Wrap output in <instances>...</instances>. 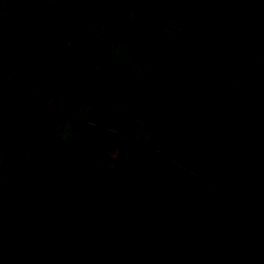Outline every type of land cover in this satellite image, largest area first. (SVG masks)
Segmentation results:
<instances>
[{
    "label": "rangeland",
    "instance_id": "1",
    "mask_svg": "<svg viewBox=\"0 0 264 264\" xmlns=\"http://www.w3.org/2000/svg\"><path fill=\"white\" fill-rule=\"evenodd\" d=\"M185 1L216 14L242 44L256 40V27L264 35V0ZM40 2L57 13L88 77L115 69L136 79L264 168V52L226 55L150 0ZM11 14L0 0V22ZM37 95L27 72L0 57V264H110L116 217L142 205L148 235L171 239L192 221L236 264H264V205L218 159L146 130L142 110L119 100L62 111ZM59 226L68 238L51 243Z\"/></svg>",
    "mask_w": 264,
    "mask_h": 264
},
{
    "label": "trees",
    "instance_id": "2",
    "mask_svg": "<svg viewBox=\"0 0 264 264\" xmlns=\"http://www.w3.org/2000/svg\"><path fill=\"white\" fill-rule=\"evenodd\" d=\"M7 1L12 14L0 22V57L27 72L38 90L37 98L50 95L62 111L74 106L105 108L117 100L138 107L146 117V130L218 159L226 177L235 179L264 205V168L240 151L229 134L175 111L145 93L136 79L115 69L88 77L73 57L67 31L57 13L47 10L40 0ZM150 1L159 9L193 21L203 41L216 43L226 55L246 57L264 52V35H259V27L254 30L256 40L242 44L214 13L185 0ZM16 131L23 135L27 128L18 125ZM52 154L65 155L58 148H53ZM148 209L142 205L116 217L117 229L108 254L110 264H236L213 240L203 238L192 221L181 222L171 239L148 235L142 223L143 217L150 218ZM67 227L59 226L48 233L49 241L66 240Z\"/></svg>",
    "mask_w": 264,
    "mask_h": 264
},
{
    "label": "water",
    "instance_id": "3",
    "mask_svg": "<svg viewBox=\"0 0 264 264\" xmlns=\"http://www.w3.org/2000/svg\"><path fill=\"white\" fill-rule=\"evenodd\" d=\"M12 264H21V263H20V262H15V261H14Z\"/></svg>",
    "mask_w": 264,
    "mask_h": 264
}]
</instances>
